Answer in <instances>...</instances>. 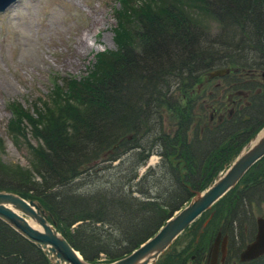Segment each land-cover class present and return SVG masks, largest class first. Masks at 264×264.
<instances>
[{"label": "trees", "instance_id": "obj_1", "mask_svg": "<svg viewBox=\"0 0 264 264\" xmlns=\"http://www.w3.org/2000/svg\"><path fill=\"white\" fill-rule=\"evenodd\" d=\"M120 1L131 16L141 0ZM197 1L204 5L142 0L137 49L98 53L85 76L56 86L45 111L11 104V136L36 146L31 169L0 159V190L38 201L86 262L115 261L151 238L264 125V0ZM183 6L211 15L221 34L203 43L200 21ZM118 14L122 27L130 16ZM218 68L229 73L209 80ZM263 197L264 158L212 209L233 235ZM173 258L159 264H179ZM0 264L50 263L0 221Z\"/></svg>", "mask_w": 264, "mask_h": 264}, {"label": "rangeland", "instance_id": "obj_2", "mask_svg": "<svg viewBox=\"0 0 264 264\" xmlns=\"http://www.w3.org/2000/svg\"><path fill=\"white\" fill-rule=\"evenodd\" d=\"M194 1L198 6L204 5ZM145 3L142 0L133 2L132 7L137 12L130 16V8L126 4L121 7L120 0H17L0 14V159L5 165L31 169L29 147L36 146L29 135L19 137L17 142L9 135L13 120L11 104L21 106L22 110L28 109L30 114L34 104L40 106V111H45L44 104L57 99L56 92H53L56 86L61 87L64 80L77 82L90 69L98 53L137 49L141 37L137 18L145 17L146 12L142 10H146ZM183 8L186 15L200 21L203 43H209L221 34L211 15L197 16L199 13L192 7ZM117 11L118 15H123L122 19L130 16L128 22L122 21V27L117 26L115 20ZM94 18L96 26L93 25ZM80 37L87 39L88 48L77 53L75 46ZM14 129L16 131L15 126ZM157 160V156H152L149 162L154 165ZM243 188L239 186L242 192L248 187ZM259 199L249 204L247 217L252 223L244 222L233 235L227 230L230 249L224 264H239L240 252L253 239L256 220L264 216V197L261 201ZM217 212L211 209L208 215L201 216L194 223L192 227L199 232L198 235L183 233L179 236L172 249L174 254H179L175 258L178 262L184 257L188 264H195L190 257L201 249L207 253L218 231L224 235L225 224L223 220L218 221ZM203 224L205 227L200 232ZM105 260V256L100 255L99 261Z\"/></svg>", "mask_w": 264, "mask_h": 264}, {"label": "water", "instance_id": "obj_3", "mask_svg": "<svg viewBox=\"0 0 264 264\" xmlns=\"http://www.w3.org/2000/svg\"><path fill=\"white\" fill-rule=\"evenodd\" d=\"M14 0H0V11ZM227 69L209 73V78L223 76ZM264 79V73L262 74ZM264 157V125L244 145L225 171L201 193L159 229V231L128 255L105 264H155L168 250L173 241L203 212L209 210L228 191L233 189L245 173ZM0 220L16 233L41 250L50 264H92L84 261L46 219V213L39 202L24 200L17 194L0 191ZM29 221L36 225L33 227ZM215 240L210 264H215L217 256ZM225 252V241L222 242ZM264 255V218L256 220V234L239 256L240 262H247Z\"/></svg>", "mask_w": 264, "mask_h": 264}, {"label": "flooded vegetation", "instance_id": "obj_4", "mask_svg": "<svg viewBox=\"0 0 264 264\" xmlns=\"http://www.w3.org/2000/svg\"><path fill=\"white\" fill-rule=\"evenodd\" d=\"M200 232H201V230H200ZM189 233L187 235H189ZM225 235L226 234L223 235V233H222L221 236H220V238H219V241L221 242L223 240V238L226 237V239H227L226 253H225V255H222L221 250H220V245H219L218 252H217V257H216V263L215 264H224L226 262L225 260L227 258L228 253H229L230 247H229V239H228V236L227 235L225 236ZM210 248H211V245H210ZM209 249H208V252L207 253H204V250L203 249H201V251H198L199 253L196 251V255L195 256L192 255L190 257V260L193 263H195V264H209V261H210V258H209V255H208ZM182 262H184V264H188V262H186V259H184V257L181 259V262L180 263H182Z\"/></svg>", "mask_w": 264, "mask_h": 264}, {"label": "bare ground", "instance_id": "obj_5", "mask_svg": "<svg viewBox=\"0 0 264 264\" xmlns=\"http://www.w3.org/2000/svg\"><path fill=\"white\" fill-rule=\"evenodd\" d=\"M97 24V20L94 18L93 19V25L96 26ZM87 39L84 38V37H80L77 41V44L75 46V50L77 53H80V52H85L87 50ZM75 52V51H74ZM29 223L33 226V227H36L35 224H33L31 221H29Z\"/></svg>", "mask_w": 264, "mask_h": 264}]
</instances>
